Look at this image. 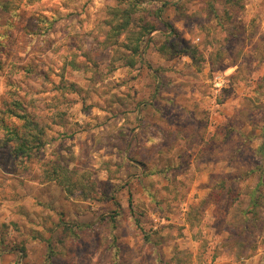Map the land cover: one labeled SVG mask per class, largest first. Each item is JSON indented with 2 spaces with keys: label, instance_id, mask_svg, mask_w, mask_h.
<instances>
[{
  "label": "clouds",
  "instance_id": "obj_1",
  "mask_svg": "<svg viewBox=\"0 0 264 264\" xmlns=\"http://www.w3.org/2000/svg\"><path fill=\"white\" fill-rule=\"evenodd\" d=\"M0 264H264V0H0Z\"/></svg>",
  "mask_w": 264,
  "mask_h": 264
}]
</instances>
